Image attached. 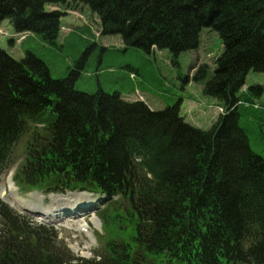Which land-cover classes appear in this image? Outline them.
<instances>
[{
	"label": "trees",
	"instance_id": "1",
	"mask_svg": "<svg viewBox=\"0 0 264 264\" xmlns=\"http://www.w3.org/2000/svg\"><path fill=\"white\" fill-rule=\"evenodd\" d=\"M71 4L89 7L103 35L169 50L174 65L203 29L217 32L216 69L202 65L194 79L227 109L249 106L237 94L251 71L264 73V0H0V27L9 21L57 45L62 14L46 6ZM76 82L74 72L54 80L34 54L15 60L0 48V184L29 135L14 178L21 190L119 197L100 214L102 251L76 257L54 228L0 198V264H264V159L239 126V108L201 130L180 103L153 112L118 93H81Z\"/></svg>",
	"mask_w": 264,
	"mask_h": 264
},
{
	"label": "rangeland",
	"instance_id": "2",
	"mask_svg": "<svg viewBox=\"0 0 264 264\" xmlns=\"http://www.w3.org/2000/svg\"><path fill=\"white\" fill-rule=\"evenodd\" d=\"M71 8H74L73 4L59 8L61 11L67 9L68 14L61 19L57 45L47 44L34 33L18 34L9 21H4L0 28V48L15 60H22L27 53L34 54L48 66L54 80L65 79L74 72L77 75L76 90L81 93H118L128 102L145 101L156 112L180 103V115L201 130H209L218 120L220 107L225 108V104L205 96L204 83L194 79L196 68L201 65H209L211 72L216 68V61L223 52L217 32L203 29L198 46L181 53L178 65H174L169 50L155 48L148 52L126 47L121 36L102 35L101 21L89 7L78 5L75 11ZM53 11V6H46V12ZM237 96L250 100L249 106L243 103L238 109L239 126L247 133L252 151L264 159V73L251 71ZM26 138L12 152L8 167L13 175L25 159ZM7 176H2L0 195L16 212L24 214L11 199H7ZM12 177L10 180L15 186ZM18 195V202L29 200L46 208L52 206L47 202L48 197L43 203L38 193L18 190ZM85 223L89 226L90 237L79 233L78 223L54 226L60 245L69 248L76 257L90 260L96 257L97 249L102 251L104 244L98 242L99 218L94 216ZM103 232L105 241L107 230Z\"/></svg>",
	"mask_w": 264,
	"mask_h": 264
},
{
	"label": "bare ground",
	"instance_id": "3",
	"mask_svg": "<svg viewBox=\"0 0 264 264\" xmlns=\"http://www.w3.org/2000/svg\"><path fill=\"white\" fill-rule=\"evenodd\" d=\"M9 184H10L9 188L11 189L12 194L15 196V199H14L15 201L14 202L16 204H18L19 206H24L25 204H27L26 201H22V202H20V201L18 202L17 201L19 197H16V193L14 192L13 184L10 181H9ZM59 201L65 202L67 205H72L74 203V201L71 199L70 196L60 197ZM28 208H30L31 210L33 209L32 206H30V205L28 206ZM51 213L52 212H46L45 215L50 216Z\"/></svg>",
	"mask_w": 264,
	"mask_h": 264
}]
</instances>
